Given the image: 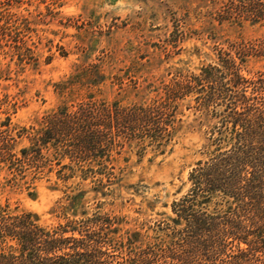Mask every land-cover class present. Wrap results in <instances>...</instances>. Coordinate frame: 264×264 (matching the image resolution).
Returning <instances> with one entry per match:
<instances>
[{"label": "rangeland", "instance_id": "rangeland-1", "mask_svg": "<svg viewBox=\"0 0 264 264\" xmlns=\"http://www.w3.org/2000/svg\"><path fill=\"white\" fill-rule=\"evenodd\" d=\"M253 1L0 0V136L16 139L20 152L63 108L151 103L173 79L216 61L222 47L257 41L260 24L231 7ZM244 72H264V57H247ZM196 96L181 98L180 129L168 145L115 126L111 144L88 159L45 147L42 170L28 165L17 182L1 162L0 205L36 212L46 225L108 213L124 229L156 236V222L175 216L173 203L189 192L190 173L205 157L211 119Z\"/></svg>", "mask_w": 264, "mask_h": 264}, {"label": "trees", "instance_id": "trees-1", "mask_svg": "<svg viewBox=\"0 0 264 264\" xmlns=\"http://www.w3.org/2000/svg\"><path fill=\"white\" fill-rule=\"evenodd\" d=\"M234 2L232 8L260 24L261 37L222 47L216 61L173 79L158 99L130 110L114 104L73 114L63 108L20 152L16 139L0 136V163H8L17 182L31 166L35 174L42 170L45 147L88 159L111 144L115 126L168 145L180 129L181 98L195 92L211 119L210 136L190 173L189 192L173 203L175 216L158 220L152 236L124 229L108 213L83 211L79 219L46 225L36 212L0 205V264H264V72H244L247 57H264V0Z\"/></svg>", "mask_w": 264, "mask_h": 264}]
</instances>
